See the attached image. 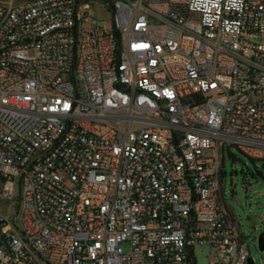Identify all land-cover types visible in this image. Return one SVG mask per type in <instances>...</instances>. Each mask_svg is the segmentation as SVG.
<instances>
[{
    "label": "built area",
    "instance_id": "2783aa9c",
    "mask_svg": "<svg viewBox=\"0 0 264 264\" xmlns=\"http://www.w3.org/2000/svg\"><path fill=\"white\" fill-rule=\"evenodd\" d=\"M225 145L264 158V0H0V264H248Z\"/></svg>",
    "mask_w": 264,
    "mask_h": 264
},
{
    "label": "rangeland",
    "instance_id": "374dc122",
    "mask_svg": "<svg viewBox=\"0 0 264 264\" xmlns=\"http://www.w3.org/2000/svg\"><path fill=\"white\" fill-rule=\"evenodd\" d=\"M94 14L103 22L109 18V14L97 6ZM222 161L224 201L233 212L255 264H264V251L258 248V236L264 234V158L252 159L237 146L225 145ZM208 250L207 247L197 248L199 264L207 263Z\"/></svg>",
    "mask_w": 264,
    "mask_h": 264
},
{
    "label": "water",
    "instance_id": "95a60500",
    "mask_svg": "<svg viewBox=\"0 0 264 264\" xmlns=\"http://www.w3.org/2000/svg\"><path fill=\"white\" fill-rule=\"evenodd\" d=\"M258 248L260 251H264V234L258 236ZM248 264H255V261L251 256L248 258Z\"/></svg>",
    "mask_w": 264,
    "mask_h": 264
},
{
    "label": "trees",
    "instance_id": "16d2710c",
    "mask_svg": "<svg viewBox=\"0 0 264 264\" xmlns=\"http://www.w3.org/2000/svg\"><path fill=\"white\" fill-rule=\"evenodd\" d=\"M253 159V158H252ZM222 177H223V172H222V174H221V179H222Z\"/></svg>",
    "mask_w": 264,
    "mask_h": 264
},
{
    "label": "crops",
    "instance_id": "0c3cea01",
    "mask_svg": "<svg viewBox=\"0 0 264 264\" xmlns=\"http://www.w3.org/2000/svg\"><path fill=\"white\" fill-rule=\"evenodd\" d=\"M230 211H231V209H230ZM232 212V211H231ZM232 214H233V212H232Z\"/></svg>",
    "mask_w": 264,
    "mask_h": 264
}]
</instances>
